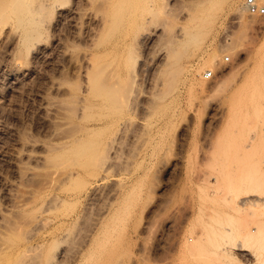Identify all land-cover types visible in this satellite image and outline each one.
<instances>
[{
    "label": "bare ground",
    "instance_id": "1",
    "mask_svg": "<svg viewBox=\"0 0 264 264\" xmlns=\"http://www.w3.org/2000/svg\"><path fill=\"white\" fill-rule=\"evenodd\" d=\"M69 1L0 0V264H79L82 251L74 245L66 259V242H79L80 222L102 195L118 145L131 134L148 141L157 135L146 118H130L140 104L143 70L158 69L164 86L165 74L187 53L181 48L199 45L224 0H202L189 26L169 33L161 50L163 32L145 28L142 15L156 0ZM243 11L250 14L246 0ZM66 22L73 24L74 41L61 30ZM75 38L87 43L75 47ZM144 43L147 58L140 57ZM218 53L201 55L186 72L203 78L206 67L219 63ZM253 77L244 76L238 87L245 106L260 92L261 78ZM24 97L37 101L32 127L17 124ZM147 103L140 104L146 115L154 111ZM102 209L97 225L115 208ZM253 256L260 264L262 254Z\"/></svg>",
    "mask_w": 264,
    "mask_h": 264
},
{
    "label": "rangeland",
    "instance_id": "2",
    "mask_svg": "<svg viewBox=\"0 0 264 264\" xmlns=\"http://www.w3.org/2000/svg\"><path fill=\"white\" fill-rule=\"evenodd\" d=\"M200 2L156 0L152 11L145 6L144 27L155 25L164 34L157 50L169 33L189 26ZM222 2L213 23L205 25L207 38L181 48L187 53L165 74L164 86L157 82L158 69L143 70L138 102H150L154 111L146 115L139 104L130 118H146L157 135L146 141L143 134L142 140L131 134L118 145L96 208L80 222V244L72 238L66 242V259L74 245L82 251L79 264H253L254 253L264 257V16L243 11L245 0ZM61 27L73 38V24ZM75 41V47L87 43ZM145 44L141 58L149 51ZM215 48L219 63L206 67L203 78L189 76L185 68ZM151 76L157 86L150 84ZM244 76L261 78L252 106H245L238 93ZM28 101L21 102L17 124L32 127L37 101ZM107 207L115 209L97 225L96 217Z\"/></svg>",
    "mask_w": 264,
    "mask_h": 264
},
{
    "label": "built area",
    "instance_id": "3",
    "mask_svg": "<svg viewBox=\"0 0 264 264\" xmlns=\"http://www.w3.org/2000/svg\"><path fill=\"white\" fill-rule=\"evenodd\" d=\"M247 8L250 14L263 17L264 16V4L259 3L257 0H246ZM228 60V59H227ZM213 72H209L207 77H211Z\"/></svg>",
    "mask_w": 264,
    "mask_h": 264
}]
</instances>
